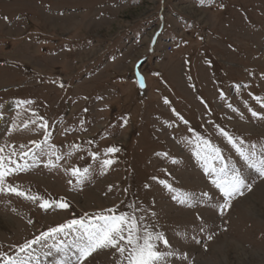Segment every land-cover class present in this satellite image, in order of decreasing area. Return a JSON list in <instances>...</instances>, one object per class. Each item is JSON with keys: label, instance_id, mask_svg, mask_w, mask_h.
Returning a JSON list of instances; mask_svg holds the SVG:
<instances>
[{"label": "rangeland", "instance_id": "rangeland-1", "mask_svg": "<svg viewBox=\"0 0 264 264\" xmlns=\"http://www.w3.org/2000/svg\"><path fill=\"white\" fill-rule=\"evenodd\" d=\"M223 133L264 154V0H0V155L28 165L5 188L42 198L0 193V255L117 264L115 249L78 262L77 231L19 251L112 210L163 233L167 264H264V176ZM203 140L252 186L223 213ZM73 168L89 171L79 180ZM43 199L70 206L44 210Z\"/></svg>", "mask_w": 264, "mask_h": 264}, {"label": "snow or ice", "instance_id": "snow-or-ice-1", "mask_svg": "<svg viewBox=\"0 0 264 264\" xmlns=\"http://www.w3.org/2000/svg\"><path fill=\"white\" fill-rule=\"evenodd\" d=\"M62 86V85H61ZM42 119V118H41ZM182 119V117H181ZM187 123V122H185ZM47 128L46 122L41 125ZM227 136V133H223ZM229 142L233 144L239 155L248 162V166L255 169L259 175L264 176V154H261L257 158L254 152L245 150L240 147L232 137L227 136ZM199 141V137L197 138ZM33 144L40 148V143L33 141ZM202 150L205 152V159L212 160V166L207 168V174L212 177L211 183L215 186L220 194L224 203L220 205V211H223L231 206V200L238 195H243L245 190L251 191V184L248 183L242 173L235 168H230L225 163L221 151L218 147L213 146L211 141L203 140ZM120 149L116 147H110L107 152L115 154ZM3 149H0V153ZM36 156V153H32ZM200 154L199 152L197 153ZM28 152L23 153V157H27ZM95 156V154H93ZM60 159V157H57ZM220 161V167H216V161ZM115 161L113 159H107L103 162L105 167L111 166ZM12 165H16L12 167ZM49 166H54L53 161L49 159ZM27 162L24 167H21L17 161H13L11 157L6 159L3 155H0V193L5 191L14 193L18 196H24L27 199L38 201L42 198L37 194L36 196L28 195L26 192L20 190V186H13L8 184L5 188L6 177L14 175L20 171H24L27 168ZM88 169L73 168L70 170V174L77 177L79 180H83L88 173ZM71 183V181H69ZM170 191H174L171 185H167ZM202 196L207 197V192L201 193ZM181 204H187L193 206L189 201L191 197L186 194L174 196ZM44 210H48L52 207H58L60 209H66L70 205L61 201H49L43 199L39 205ZM66 230L80 232L81 235L77 240L73 241L72 247L76 249L78 262L83 261L87 257L91 256L94 252L100 249H115L118 253L119 259L117 264H167V257L173 255L172 252L167 251L170 247L166 236L153 228H150L147 224L142 223L141 218L135 215L126 214H113L112 210H108V213H99L91 218L87 215L85 218L72 219L65 224H61L58 227L49 229L47 232H43L40 236L34 238L31 241L25 243L19 248V251L24 253L33 245H37L46 241L47 239L63 233ZM208 239H212L211 236ZM163 247V251L161 250ZM62 250V249H58ZM0 264H26V261L22 257L7 256V254L0 255ZM63 264V261H61Z\"/></svg>", "mask_w": 264, "mask_h": 264}, {"label": "bare ground", "instance_id": "bare-ground-1", "mask_svg": "<svg viewBox=\"0 0 264 264\" xmlns=\"http://www.w3.org/2000/svg\"><path fill=\"white\" fill-rule=\"evenodd\" d=\"M2 224H4V225H7V226H9V227H11V228H14V226H17L18 225V223L17 222H15V221H11V219L10 220H2V222H1ZM233 246V245H232ZM231 246H230V244H227L225 247L223 246V248H222V254L223 255H225L226 256V258H228V253H229V251H231ZM240 254V253H239ZM227 261V260H226ZM197 263L198 264H206V261H203V262H201L200 263V260H198L197 261Z\"/></svg>", "mask_w": 264, "mask_h": 264}]
</instances>
